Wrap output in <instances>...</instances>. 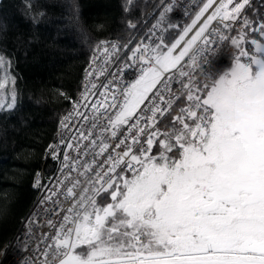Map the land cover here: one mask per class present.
I'll use <instances>...</instances> for the list:
<instances>
[{
    "label": "snow or ice",
    "instance_id": "6c2138e0",
    "mask_svg": "<svg viewBox=\"0 0 264 264\" xmlns=\"http://www.w3.org/2000/svg\"><path fill=\"white\" fill-rule=\"evenodd\" d=\"M213 3L207 0L175 42L136 44L125 64L134 69L129 83L102 82L97 96L89 78L104 69L90 65L80 99L60 120V141L49 146L53 159L63 149L68 171L44 198L45 212L65 214L46 221L55 231L39 239L41 264H264V18L248 19L249 0H222L174 54ZM213 22L218 27L209 31ZM223 42L235 53L231 66L217 71L208 49ZM101 44L107 64L118 49ZM202 56L208 71L201 69L194 83L189 70ZM185 57L190 63L181 66ZM6 65L0 56V110L16 104ZM173 83L180 84L176 92ZM181 97L187 106L172 114ZM40 183L37 175L34 186ZM22 243L26 248L28 240Z\"/></svg>",
    "mask_w": 264,
    "mask_h": 264
},
{
    "label": "trees",
    "instance_id": "16d2710c",
    "mask_svg": "<svg viewBox=\"0 0 264 264\" xmlns=\"http://www.w3.org/2000/svg\"><path fill=\"white\" fill-rule=\"evenodd\" d=\"M161 2L0 0V56L10 62L7 75L15 78L16 93L15 106L0 110V255L33 206L37 173L45 170L49 176L55 170L46 151L95 50L101 42L126 40L129 23H138L150 6ZM247 17L253 22L264 18V0H254ZM181 30L166 31L164 42L172 43ZM11 91L9 80L3 89L7 99ZM183 101L172 114L187 105ZM158 146L152 155L159 154Z\"/></svg>",
    "mask_w": 264,
    "mask_h": 264
},
{
    "label": "built area",
    "instance_id": "2783aa9c",
    "mask_svg": "<svg viewBox=\"0 0 264 264\" xmlns=\"http://www.w3.org/2000/svg\"><path fill=\"white\" fill-rule=\"evenodd\" d=\"M198 2L199 0H166V2L159 9L149 10L146 16H144L141 21L142 23L141 30L139 31V33H137L134 36L131 43H133L135 40H138V43L142 42V35L148 33L150 39L149 43L154 45L158 41L159 36L161 35V32L159 28L155 26V23L160 21V17L162 15L164 16V24L166 25H174L177 23H181L190 13H192ZM239 25H240V21H237L236 27L230 31L229 35L235 37L237 35V31L239 30ZM217 27H218V23L215 22L210 27L209 31H212V29ZM220 27H221V31H223L222 26ZM113 46H115L118 49V51L111 53L110 59L107 64L104 63L105 54L97 51L96 54L94 55L98 57L96 63L93 64V59H92V61L89 63L86 69V72L91 71L90 65L92 68L100 66L103 67L104 69V74L99 76V78H97L96 73H93V75L89 78L90 82L97 84V89L93 90L97 96H99L100 91H102V82L112 81L113 85L116 83L127 84L132 79L135 78V76L130 74V70L132 68H126L125 67L126 62H123V58L125 56L129 57L131 55V53L130 54L128 53L130 45L127 44L120 45L118 43L107 44V47L109 48L110 52ZM100 48H103V46ZM234 51L235 49L232 48L228 42H223L219 46L210 47L208 49L209 58L214 68L217 69L221 67L226 61H228V59L230 58V56ZM188 63H190V61L188 57H185V60L182 62L181 66ZM201 69H203L205 72L208 71V65L205 63V58L203 56L198 60V65L196 68H192L190 70L186 69L189 70L194 76V83L201 82V76H200ZM184 79L186 80L187 78ZM85 83L86 80L84 78L82 88L79 94L73 100V103L80 99L81 93L84 91ZM172 88H173V92H176V90L180 88V84L173 83ZM178 101L179 100L175 101L173 107ZM73 103L65 115H67L73 110ZM145 103H147V101H145ZM157 127L159 128V124H157ZM64 131L65 130H62L60 128V123H59L57 127L56 138L51 145L56 144L60 141L61 135ZM120 138L121 136L118 135L116 139L118 140ZM113 143H115V141H113ZM109 151H111V149H109ZM69 154L72 155V153ZM106 155L107 153H105V156ZM46 156L48 159H52V154L49 152V148L46 152ZM62 158H63V149H61L60 156L59 158H57L58 162H57L56 170L49 180H46L44 171H41L38 174L41 183L39 187H36L37 188L36 199L29 213L23 219L21 226L17 234L15 235V238L7 247H5V249L1 253L0 258L4 256L6 252L7 253L5 255H8L9 253H14L11 254V257L7 258V260L3 262V264H41V262L43 261L42 252L44 251L45 245L43 243H39V239L41 235L49 232H52L54 234L55 231L54 229H50L46 225V221L49 218H52L54 219L55 222H59L60 219L65 214L64 212H60L59 216L52 217L51 213L45 212L44 210L45 208L50 206L49 203L44 202V198L47 195H49V190L52 189V186L53 184L56 183L57 178H62V174L68 171V169L62 168V164H61ZM76 175L77 174L75 172L72 173L73 177H76ZM88 175L91 174L89 173ZM79 179L83 181L84 177H79ZM61 191H63V188L61 189ZM76 191L78 195L79 189H77ZM53 199L56 198L53 197ZM33 217L36 218L37 222L30 226L28 224V221ZM25 239L28 240V244L26 248L22 243V241ZM49 240H51V236H49ZM49 259H51V254H49Z\"/></svg>",
    "mask_w": 264,
    "mask_h": 264
},
{
    "label": "rangeland",
    "instance_id": "374dc122",
    "mask_svg": "<svg viewBox=\"0 0 264 264\" xmlns=\"http://www.w3.org/2000/svg\"><path fill=\"white\" fill-rule=\"evenodd\" d=\"M216 0H214V2H215ZM207 2V0L203 3V5L205 4ZM222 2V0H220V2L215 6V8L216 7H218L219 6V4ZM203 5L201 6V8L198 10V12L191 18V19H189L188 20V22L182 27V30L181 31H183V29L184 28H186V27H189V26H191L192 25V21L195 19V17H196V15L200 12V10L202 9V7H203ZM215 8L213 9V11L215 10ZM206 13V12H205ZM212 14V13H211ZM210 14V15H211ZM202 18V17H201ZM208 18V17H207ZM207 20V19H206ZM205 20V21H206ZM251 35H253L252 33H249V36H251ZM159 154H157V156H158ZM130 175H131V173H129ZM7 253V252H6ZM5 253V254H6ZM4 254V256H2L1 258H0V264H3V262H5L6 260H7V258H10L11 257V254H14V253H9L8 255H5Z\"/></svg>",
    "mask_w": 264,
    "mask_h": 264
},
{
    "label": "bare ground",
    "instance_id": "6f19581e",
    "mask_svg": "<svg viewBox=\"0 0 264 264\" xmlns=\"http://www.w3.org/2000/svg\"><path fill=\"white\" fill-rule=\"evenodd\" d=\"M219 2L220 0H216L199 21L202 22L207 17V15L211 12V10L215 7V5H217Z\"/></svg>",
    "mask_w": 264,
    "mask_h": 264
},
{
    "label": "flooded vegetation",
    "instance_id": "af4514ba",
    "mask_svg": "<svg viewBox=\"0 0 264 264\" xmlns=\"http://www.w3.org/2000/svg\"><path fill=\"white\" fill-rule=\"evenodd\" d=\"M253 35H257V38H259L258 37V34H253ZM252 36V35H251ZM251 36H249V38H251ZM247 43V45H246V47H250V42H246ZM233 57V56H232ZM231 63H232V58L227 62V64L224 66V68L222 69V71L223 70H225V69H227L228 67H230L231 66Z\"/></svg>",
    "mask_w": 264,
    "mask_h": 264
}]
</instances>
